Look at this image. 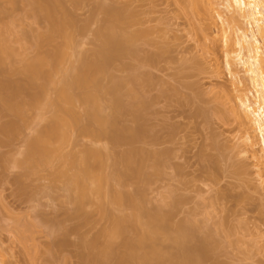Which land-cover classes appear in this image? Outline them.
Returning <instances> with one entry per match:
<instances>
[{
    "label": "rangeland",
    "instance_id": "rangeland-1",
    "mask_svg": "<svg viewBox=\"0 0 264 264\" xmlns=\"http://www.w3.org/2000/svg\"><path fill=\"white\" fill-rule=\"evenodd\" d=\"M13 2L18 6L16 9L13 7L12 10L16 11L14 13H18L16 15L19 17V14H22L19 8H22L21 12H23L25 6L23 7L20 0H13ZM62 3L65 8L62 9L61 6L62 11L67 10L66 13L68 12L73 18V21L71 17L69 18L70 22H74L73 27L71 25L68 28V30L71 28L69 35L72 37L68 46L70 55L66 57L67 59L65 58L69 61L68 64L70 61L74 64L77 62L74 61L76 53L82 54L85 50L90 52L94 50L96 43H99V40L95 39L97 38L96 32L102 25H106L103 21L106 18L103 9L108 3L114 7H124L128 15L133 14L132 18L129 17L131 14L127 16L132 19V21L128 20L131 22L125 28L128 34L144 33V36L129 45L131 49L127 56H121V59L118 57L117 62L115 59V62H110V64L114 63V65L111 64L110 70L112 76L116 79L120 78L118 81L137 76L142 82L135 85L136 90L141 89L137 91L139 93L135 91L138 95L140 94L138 99L136 93L127 90L130 89V84L128 88L127 85L125 86L127 89L123 88L124 91L120 90V93L127 90V93L131 94L130 97L127 93L126 95L123 93V97L128 96L127 100L132 98L131 106L136 113L141 114L137 116L139 115L138 117L142 119L135 118V112H130L132 108L128 107L129 104L125 103L126 99L124 100L121 94L122 109L126 110V114L125 111L124 114L121 113L122 117L118 119L117 124L122 123L118 126H125L128 132L135 130L133 133L141 126V129H138L141 132L143 130L142 133L145 135L141 133L142 137L132 142L133 147L136 148L135 150L138 148L140 151L142 149V151L152 152H146L151 156H154L152 154L156 156V153L158 155L156 157L147 154L146 157L142 156L143 162L145 158H148L145 159L146 164L141 161L143 170H147L144 176L148 175V177H143V175L141 177L142 180L148 178V181H145L146 184L142 185L139 178L140 182L136 183L140 185L137 186H132L133 181L130 183L126 180L129 183L126 186L127 183L121 184L123 186L118 184L115 186L112 184L113 181H110L111 187L108 189L120 186L122 190L125 187L124 193L128 192L125 190L129 192L131 190L133 194H136L137 188L141 189L145 194L143 196L145 206L142 203L144 201L140 200L141 207H144L141 210L145 211L147 207V212H149V209L161 206L163 208L161 210L168 211L169 214L166 212V215H170V223H173L170 225L173 228L175 224L182 223L184 220H189L190 224L196 221V227L197 225L199 227L201 223V228L199 227L197 233L195 228L193 233L196 235L193 234L192 238L196 236L195 239L199 243L202 239H209L212 247L208 249H213L207 253L206 258L203 257L202 264H220L219 262L223 264H264V153L261 136L253 125L248 128L240 120L234 119L229 111L232 109L230 107H234L233 109L243 114L244 109L240 105V100L244 96L250 102L256 101L255 87L244 73L239 59V56L245 58L246 52L239 55L236 42L243 33L253 31L254 27L243 20L232 8H229L225 0H62ZM0 5L4 8L8 6V3L2 1ZM25 12L29 13V11ZM24 15L23 20L18 18L20 24L17 21L15 25L12 24L14 25L12 30H18V33L14 31L17 35L24 31L26 36L21 37L27 43L21 42L28 47V50L23 49L25 46L22 43V46L20 45L21 39L16 34L13 35L19 39L17 40L19 44L15 40L14 44L17 45H13L12 48L16 47L14 51L18 53L17 47L20 45V49H23L21 52H27L23 56L27 55L26 59L32 60L37 54L31 46L32 40L28 41L30 34L34 36L33 33L36 31V33H40L41 30L45 31L47 24L42 20L34 23L32 21L34 18L31 17L30 20ZM6 17L9 16H5V19ZM9 18L5 20L3 17L0 21L7 22ZM11 19L14 20L13 17ZM70 41L73 43L71 44ZM21 54L16 56L17 61L22 60L19 58ZM23 56L21 58H24ZM15 65H19V61ZM62 66H66L65 63ZM116 79L112 81H117ZM105 82L106 85H111L109 84L110 79ZM105 82L103 80L102 83L105 85ZM52 93L49 95H54ZM133 94H135V99H133ZM103 96L109 97V95ZM107 100V104L102 102V106L109 105L108 108L111 110V105ZM140 101L144 102V107ZM133 103L137 104L133 105ZM139 104L142 110L137 106ZM76 105L74 109L83 119L84 115L81 114L84 108ZM136 107L141 112H138ZM108 108L106 109L105 106V113H109L106 112ZM45 110L44 107L28 108V111H25V119L28 118L25 122L28 123L19 125L23 127H20L22 129L14 133L15 135L13 134L15 136L13 139L11 135H5L6 132L3 133V130H0L3 134L0 133V264H81L82 258L79 255L82 247L78 244L79 239L80 241L81 237L86 240L93 239L97 233L99 235L101 228L109 224L108 218L97 217L95 209V215L93 214V220L90 221L89 226L88 224L84 226V219L83 223L82 219L81 223L77 222L79 219L73 221L72 212L76 205H73L72 199L68 197L69 191H65L63 187L64 179L61 173L66 170L67 175L70 169L66 167L67 162L65 163L63 159L69 153H71L69 155L79 157L78 154L82 153L84 147L89 146L93 149L97 147V150L101 149L102 152L105 149L106 153L110 151L107 153L110 158L113 157L112 161L108 157V161H111L108 162L110 166L115 160L114 154H117L119 158L120 153L127 151L131 145L129 143L128 145L121 143L120 146L115 144L117 148L114 145L116 141H112L111 138L112 143L105 136H102L104 139L100 137L94 140L79 134L80 131L76 128L74 132L72 128L73 131L69 129L73 133L70 132L72 138L68 135L70 140L67 138L69 141H65V146L63 145L60 151L63 159L56 158L58 156L50 157L52 158L48 160L50 164L47 161L44 162L47 163L46 165H41L42 163L36 165L38 163L34 162V164L32 158L29 159L26 154L28 150L25 144L31 137H34L38 124L41 126L39 129L47 124L45 121L50 117V111ZM39 116L42 122L38 120ZM0 118H2L0 122L3 121L0 125H4L6 116L1 115ZM82 121L85 124V119ZM245 131L252 136L251 142L244 139ZM4 135L11 138H8L10 141L8 139L7 141ZM157 157L158 159L161 157V161L164 160L163 166L158 164V159L155 161ZM117 161L113 162L115 166L118 165L115 164ZM156 162L159 171L154 169L157 168L154 166ZM110 168H112L113 175L116 167L113 169L111 166ZM113 178L110 179L114 180ZM134 188L137 190L135 191ZM142 192L139 191L140 194ZM140 194L137 193V195ZM104 197L105 195L102 198ZM106 199L104 201H109ZM107 203L108 211L117 214L119 208L114 206L112 201ZM105 205L102 206L105 207ZM159 207L157 210H160ZM105 209L107 211V206ZM128 210L130 213L128 208H125L124 213H128ZM163 211L161 213L164 214ZM89 217L88 215L87 219ZM142 219L140 221L144 223ZM76 223L81 224L79 233L77 227L76 232L70 229L74 228L73 225L77 226ZM197 241L193 243L190 241L188 246L191 243L190 248L194 250L199 244ZM170 244H165V246ZM215 244L220 245L216 248L217 250H215L217 247ZM168 246L167 248L175 247V245ZM199 247L196 248L197 253H201ZM176 249L177 247L174 249L175 252H177Z\"/></svg>",
    "mask_w": 264,
    "mask_h": 264
},
{
    "label": "bare ground",
    "instance_id": "bare-ground-1",
    "mask_svg": "<svg viewBox=\"0 0 264 264\" xmlns=\"http://www.w3.org/2000/svg\"><path fill=\"white\" fill-rule=\"evenodd\" d=\"M2 1L8 3V6H4V8H7L5 10L3 6L0 5V19H3V17L5 19V16H9L10 18L6 17L5 20L9 18L7 22L0 21V116L4 115L6 116L5 120H8L7 122L4 121V125H0V130H3V133L6 132L7 134L4 133L5 135H11V138L13 139L15 137L13 136V134H16L17 131H20L22 129L20 127H23L24 124L26 125L28 123L27 121L25 122V120L28 119H25V111H28V108L37 109L40 107H44L46 110H48V112L50 111V117L45 121L47 124L45 123L46 125H43L44 127L40 129L39 127L41 126H39L38 124V126H36V128L38 127V129H35L36 132L34 130V137H31L30 140L28 138L27 140L29 141H26L27 146L25 144V148L28 150L26 151L28 152L26 154H28L29 159L32 158L31 160L33 161V163H38L36 165H39V163H42L41 165H46L47 163L44 162L52 159L50 157L58 156L56 158H62V152L60 151L62 147L65 146V141L67 140L66 142H68L70 140V138L68 137V135L71 136L70 132L71 134H73L72 131L74 130L75 132L76 129L80 131H77L79 132V134L81 133L83 135L91 137L92 139H99L100 137L104 139V137L102 136H105L107 140H110L111 138L112 141H116L114 142V145L116 144L120 146L125 143H127L125 145H128V143L129 145H131L128 147V150L126 149L129 152L125 151L122 154L120 153L119 158L117 154H114L115 160H118L117 162H115V164H118V168L113 164L115 160H113L110 166L108 164V162L110 163L112 161L111 158H113L112 156L110 158L109 154L107 155V153H109L110 151L106 153L105 149L102 152L101 149H99L100 151L97 150V147L94 149L90 148L89 146L87 148L84 147L82 153L80 152L81 154H78L80 155L79 157L75 155H69L71 154L69 153L66 154L67 157L64 156L65 158H62L63 160H65V163L67 162V165L65 163L64 165L70 168H68L69 171L67 169V175L66 170L63 171L65 172V175L61 171V176L64 179L63 183L65 184V186L63 184V187L65 188V191H69L68 197L72 199L71 202L73 201V205H76V207H74L73 209L74 211L76 209V213H74L73 210V212L71 211L72 215H74L73 221L75 219L76 221L79 219V221H77L79 223L82 219L81 222L83 223L84 219V226H87V224L89 226L93 220V214L95 211L97 213V217L101 216L102 218L106 217L109 219V224H106L107 227L105 226L104 228H101V232H99V235L97 233L93 239L90 238L91 240H86V238L84 237L82 239L80 235L81 241L79 239L78 244L82 247V249L79 247L81 249V256L79 255V257L82 258H80L82 260L81 264H202L201 261L204 260L203 257L205 256L206 258L207 253H209V251H213V249H208L209 247H212V243L208 241L209 239H202L203 242L202 240L201 242L203 243V245L201 247V242L199 243V241L195 239L196 236L192 238L194 234L193 232H195V228L197 233L199 231V227L201 228V223L199 224V227L198 225L196 227V221L193 220L195 223L193 222L194 224H190V222L188 223L189 220H184V222L182 221V223L184 224L178 222V226L175 224L173 228L171 226L173 223H170L169 220L170 215H166V212L167 214H169L168 211L164 212L163 210H161L163 209L161 208V206H158L160 210H157L158 207H155V209L152 208L154 209H151L152 211L149 209V212H147V207L145 211L144 209H142L143 211L141 210V208H144L141 207L142 203L143 206H145V201L143 200V196L145 194H143L144 192H142L141 189L139 190V188H137L142 192L141 194L135 188V191L137 190L136 194H133L131 190L130 192L129 190H125L128 192L124 193L123 190L125 187L121 190L122 187L120 188V186H118L119 188L117 187L118 189L115 187L112 189H108V187H111L110 181H113L112 184H114L115 186L117 184L121 185L123 183H127L125 184L126 186L129 184V181L130 183L131 181H133L132 184H134L132 186H137L139 183L137 184L136 182H140L138 178L141 179L142 175L143 177H148V175L144 176V174H147L145 172L147 170H143V166L141 163L143 162L142 156L146 157V152L149 151H142V149L140 151L138 148L137 150H135L136 148L133 147V143L137 141L136 139L140 136L142 137V134H144L142 133L143 130L142 132L139 130L141 129V126L138 127L139 129L136 128V132L133 133V131L135 130H133L132 132H128V128L125 129V126H118L122 123L118 122L119 124H117V121H119L118 119L122 117L121 113L125 111L126 114V110L123 111L124 108L122 109L123 101L121 99V94L123 97L128 92L127 90H129V92L131 93H136L138 90L141 91V89L136 90L135 85H137L138 83L141 84L142 82L137 76L133 78H131L130 76V79H128V77L127 79L123 78L124 80L121 79L118 81V79L120 78L116 79L115 76H112L110 70L112 67L111 64L114 65V63L110 64V62H117V60L121 59V56H127L131 49V46L129 47V45H132L133 42H136L139 37L144 36L143 32L128 34V32L125 31V28L132 21L131 16H133V14L130 13L131 15L129 14V16L128 11L127 13H125L124 7V9L122 7H114L112 5H109V3L104 7V9L101 8L103 9V14H105L104 16H106L105 20H103L106 25H102L103 28L100 27L101 31L97 30L96 32L97 38L95 37V39H98L99 43L97 42L98 40H96L98 44L96 43L94 50L92 49V51L90 50V52H86L85 50V52H83L82 54L76 53L77 56L75 57L74 61L77 62H75L74 64L70 61V63L68 64L69 61L65 60V58L70 55V53L68 54V51L70 52V50H68V46L70 45V38L72 41V37H70L71 35H69V30H71V28L69 30L68 28L69 26L71 27L74 22L71 23L73 21V18L69 16L68 12L66 13L67 10L62 11V9H65L63 7L64 4L62 3V0L61 2H59L60 0H25L24 2H22L23 0H20V3L22 2L23 7H27V9L23 8V12H21L22 8H19L20 13H22L23 15L25 14L24 16H27L28 18H30V20L31 17L34 18L32 20L34 23H38L36 22L37 20H42L47 24L45 25L46 27L44 26L45 31L41 30L40 33H36V31V34L33 33L34 36L32 34H30L31 37H29L30 35L27 36L29 37L28 41L32 40V42L30 43L35 51L32 49L31 50L37 54V56L35 58L33 57L34 59L32 60L26 59L27 55L23 56V54L25 55L27 52H21L23 49L28 50V47L23 45L25 42L27 43V41L25 39H22L23 37H21L26 36V34L23 33L24 31L20 32V35H17L16 33H18V30H14L15 32L17 31L16 33L12 30V26L15 25L16 21L17 23H19L18 20H23L24 18L22 14V16L19 14L18 17L16 15L18 13H14L16 11L12 10L13 7L15 9L17 8V3H14L13 0ZM225 1L228 4L229 8H232L233 11L238 13L243 20L247 21L249 25L254 27L253 31L249 30V33H243L236 42L239 47V55L243 52H246V57L243 58L242 56H239V59L243 66L244 73L247 75L249 81L255 87L256 101L250 102L246 96L242 97L240 100V105L244 109L243 114H240L238 110L236 111V109H233L234 107H230L232 108L231 110L229 109V111L231 112L230 115L232 114L231 116L234 119L240 120L242 124H244L248 128L250 125L254 126L255 130L258 131L261 136L264 153V0ZM61 6L63 7L62 9ZM2 8L4 9V11H2ZM24 9L25 11H29V13L25 12ZM27 13L30 16H28ZM11 14L13 15L11 16ZM127 16L131 18H128ZM12 17L14 18V20L11 19ZM70 17L72 18L71 22L69 19ZM129 19L131 21H128ZM13 34H16L17 37L19 36V38L21 39L20 45L22 43V45L25 46L23 49H20V45L18 46L19 48L17 47V52L19 54L14 51L16 50V47L12 48L13 45H17L14 44L15 40L16 42L17 40L19 41V39H16L17 37H15ZM13 36L14 39L12 38ZM11 41L13 43H11ZM21 41H23L24 43ZM71 41L70 43L72 44L73 42ZM17 43L19 44V42ZM20 53H22L21 56H23L24 58H21L20 56L19 58L22 60L18 59L19 65H15L18 63L16 59L20 55ZM77 57H79V59ZM118 57L119 59H117ZM63 61H67V63L64 62L66 66H62L64 64ZM106 78L110 79L111 82H109V84L111 85H106L105 80L109 81V79ZM112 79H116L117 81H112ZM103 80L105 82V85L104 83H102ZM129 84L131 85V87L129 86ZM125 86L127 88L129 86L130 89L125 88ZM123 88L127 89L125 90L126 92H123ZM121 89H123V91L121 92H123L124 95L123 93H120ZM50 90L51 92H49ZM52 91L54 95H49V93L51 94ZM137 93L136 98L140 97V94L138 95ZM103 95H109L110 98ZM130 95L131 94H128V96ZM134 95L135 94H133V99H135ZM128 96L123 97V99H126ZM102 97H106V99H108L107 102H109L108 104L111 105V110L110 108H108L109 105H106V99L104 98L103 102ZM127 99L125 103L129 104L128 107L132 108V98L129 99L130 101ZM127 101H129V103H127ZM143 101L140 102H142V105L144 107ZM102 102L106 103L104 104L106 106V109L108 108L106 112L108 111L109 113H105V106H102ZM76 104L84 108V111L81 115H84L83 119H85L86 121H84L85 124H83V119H81L80 114H78V112H76L74 109ZM136 104L133 103V105ZM137 106L141 107L142 110V106L140 104ZM77 107L78 106L76 105V108ZM135 109H137L138 112H141L139 108L136 107ZM133 111L134 108H132V111L130 112ZM134 112L133 113L136 114L135 118L141 115L140 113H136V110ZM137 114L139 115L137 116ZM41 117L39 116L38 118L40 122L43 121H41ZM132 117L134 118V116ZM2 122L3 121H1L0 123ZM21 124L23 125L19 126ZM69 129L72 131H69ZM1 132L2 131H0V133ZM125 132L127 133L125 134ZM245 132V136H243L244 139H246L247 142H251L252 136L249 134V132ZM132 133L135 135H133ZM137 133H139L138 137H136ZM5 135L4 138L7 140L9 137ZM67 138H69V140ZM112 141L110 143H112ZM104 153L107 156H105ZM152 155L154 156H151V154H149L148 156L156 157L158 154L156 153V156L155 154ZM159 155L161 154L159 153ZM116 156L118 159L116 158ZM108 157L111 161H108ZM161 157L163 156L161 155ZM161 157H159V159L158 157L155 158L156 160L154 159L155 161H157V159L159 160V165L164 162V160H160ZM145 159L143 163H145ZM155 161H153V163ZM48 162L49 164L51 163L50 161ZM111 166L113 167V169L116 167V169H114L115 173L113 175V171H111L112 168H110ZM154 166L157 167V162ZM107 167L109 168L107 169ZM154 169H156V171H159L158 167ZM107 170H109V172ZM105 171H107V173H105ZM143 171L144 173H142ZM109 174H111L112 176ZM131 176H133L134 178ZM112 177H114L113 179L115 180V183L114 180H111ZM127 177H131L132 180H130L131 178ZM124 180H127L128 182H124ZM146 180L145 178H143V180L141 179V184H146ZM137 193L140 195H137ZM104 195L105 197L109 198H102ZM111 198L112 200H110ZM104 199H109V201H112V203L115 204L112 205L119 208L117 214L108 211L109 209L107 202L109 201L106 202L104 201ZM140 200L144 202L141 203ZM103 204H106L105 207L107 206L108 212L106 211L105 207L102 206ZM87 207H89V211L92 213L91 215L90 212L87 211ZM125 208L130 209V213L129 210L128 213H124ZM162 211L164 212V214L161 213ZM68 215L70 217V214ZM88 215L90 216V220L87 219ZM142 215L143 219L141 217ZM70 218L72 219V217ZM140 218L144 221V223L140 221ZM87 220H89L88 223ZM179 223H181V225ZM79 225H73L75 229H70L73 230V232H76V230L79 229ZM79 231L80 229L78 230V233ZM195 240L199 243L198 245L200 246L199 247L196 244L197 246L195 247H199L201 253H197L196 248L194 250L191 249V243L190 246H188L190 241L193 243L196 242ZM170 243H172L173 245H171ZM165 244H170V247L175 245V247H177V252L174 251L175 247L167 248L168 245L165 246ZM218 246L220 245L218 244ZM218 246L215 247V250H217L216 248H218ZM206 249L208 250L206 251ZM82 250L84 251V253ZM170 250H173L175 253L173 251V253H171ZM193 252L195 254H193ZM219 263L223 264L221 262Z\"/></svg>",
    "mask_w": 264,
    "mask_h": 264
}]
</instances>
